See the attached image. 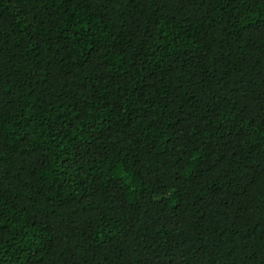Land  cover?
<instances>
[{"label":"trees","instance_id":"16d2710c","mask_svg":"<svg viewBox=\"0 0 264 264\" xmlns=\"http://www.w3.org/2000/svg\"><path fill=\"white\" fill-rule=\"evenodd\" d=\"M0 264H264V0H0Z\"/></svg>","mask_w":264,"mask_h":264}]
</instances>
